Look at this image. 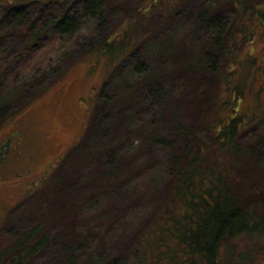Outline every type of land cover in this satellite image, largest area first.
<instances>
[{
    "label": "rangeland",
    "instance_id": "rangeland-1",
    "mask_svg": "<svg viewBox=\"0 0 264 264\" xmlns=\"http://www.w3.org/2000/svg\"><path fill=\"white\" fill-rule=\"evenodd\" d=\"M156 1L0 0V25L19 7L34 12L29 19L43 18L30 23L41 33L34 47L46 42L39 56L54 52L48 44L60 33L52 19L66 16L75 25L53 59L30 75L17 62L31 48L10 32L0 42L4 59L17 58L0 69V257L36 232L28 246L44 239L47 245L28 264H127L161 209L164 181L198 147H215L206 118L218 99L236 104L222 116L245 123L237 138L244 151L239 173L264 165V0H255L262 7L222 0L210 12L212 0H162L153 10ZM213 41L240 55L234 68L222 57L211 80L190 64L195 49ZM147 124L163 133L149 140ZM146 161L155 175L153 197L150 184L128 196L122 176ZM170 236L146 264H185L182 254L173 255L180 233ZM235 244L231 264H264V237Z\"/></svg>",
    "mask_w": 264,
    "mask_h": 264
},
{
    "label": "trees",
    "instance_id": "trees-1",
    "mask_svg": "<svg viewBox=\"0 0 264 264\" xmlns=\"http://www.w3.org/2000/svg\"><path fill=\"white\" fill-rule=\"evenodd\" d=\"M221 1H208L206 5L208 12ZM248 3L250 7H262L255 0H248ZM162 4V0H157L155 6L152 7L153 10ZM27 9V7L15 9L9 22L6 21L0 25V42L5 36L9 37L8 33L10 32L14 36L16 44L20 42L25 45V48H31V55L27 59L17 62L16 57L13 59L12 56L10 57L11 54L4 59V53L0 52V69H2L3 61L11 65L13 60V63L24 64L27 74L35 69L40 71L43 62L52 60V55L58 52V50H54L56 44H60L61 47L65 34H70L75 29L74 21L67 20L66 16L52 19L49 26L56 27L60 33L59 37L54 39V44H48V46H54L52 50L54 52L49 55H47L49 52L42 53L39 56L36 51L44 48L46 42L39 47H37L38 45L34 47L35 37L41 33L36 34L32 30L35 25L31 27L30 23L41 22L43 18L40 16L29 19L31 16L33 17L34 12L28 13ZM139 18L142 19L145 16ZM147 19L148 17H146ZM10 25L14 27L13 30L17 29L16 35L8 27ZM3 30L8 31L4 33ZM131 32L132 30L128 32V37ZM139 34H142V30ZM233 38L234 36H232L231 43L239 48L242 44L236 43ZM141 42L142 40L139 44ZM227 45L222 44L221 41L202 43L198 49H195L190 67L195 72L204 75L206 79L211 80L214 79L215 74L217 77L219 73L217 67L222 57H226L231 67L234 68L240 52L238 50L230 52ZM33 54L37 57L29 59ZM231 72L223 75L224 80L231 77ZM218 78L219 86L222 82L221 75ZM123 95L130 96L129 89L126 91L124 89ZM221 100L216 101L206 118L207 129L214 135L215 147L213 149L198 147L195 154L186 156L184 161H181V166L175 175L164 181L162 190L166 192V197L161 203V209L157 211L152 223L142 231L133 245L127 264H146V261L151 260L155 255L154 249L165 243L166 235L173 236L174 231H178L180 237L179 241L175 242L176 246L174 244V251H177L173 255L182 254V261L185 264H231L229 258H233L236 253L235 251L231 252L237 245L235 243L264 237V165L257 167L255 172H251L245 177L239 173V168L244 163V151L243 147L238 144L237 138L245 123L238 115L231 118L222 116V110L225 113V108L228 107L231 111L236 104H228L225 100L222 103ZM160 128L147 124L145 129L148 139H157L163 133L161 126ZM167 129L169 130L168 127ZM180 131L178 136L183 130L180 129ZM83 153V151L79 152V154ZM135 174L139 176L135 177ZM232 177H236L240 181H233ZM122 182L129 188L128 196L136 197L141 192L143 184H150L149 187L153 190L151 197L155 193V175L148 161L142 164L140 169H132L125 173L122 176ZM157 190L159 191L158 186ZM155 230H159L160 235H154ZM35 236L36 232L24 236L15 247L1 255L0 264H4L7 260H10V264H28L30 259L38 255L47 245V240L44 239L35 246H28ZM169 238L173 240V237L170 236L166 238V241ZM171 240H168V243ZM223 249H227L229 253L223 255ZM255 252L256 250L248 251L249 263L253 261ZM196 257L204 258V260L201 261Z\"/></svg>",
    "mask_w": 264,
    "mask_h": 264
}]
</instances>
